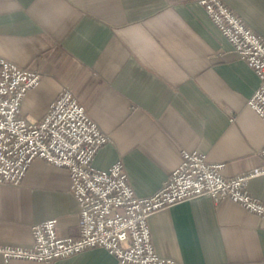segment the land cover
I'll use <instances>...</instances> for the list:
<instances>
[{"label":"crops","instance_id":"obj_1","mask_svg":"<svg viewBox=\"0 0 264 264\" xmlns=\"http://www.w3.org/2000/svg\"><path fill=\"white\" fill-rule=\"evenodd\" d=\"M264 37V0H223ZM0 56L39 70L22 116L38 121L64 88L111 138L94 160H122L139 197H151L197 151L231 178L263 165L264 121L248 106L260 85L198 0H0ZM264 202V175L249 183ZM58 220L79 235L70 174L37 158L18 186L0 185V246L31 247L34 225ZM160 257L174 264H264V220L238 203L198 197L149 218ZM0 264H5L0 255ZM120 264L94 248L51 263Z\"/></svg>","mask_w":264,"mask_h":264},{"label":"built area","instance_id":"obj_2","mask_svg":"<svg viewBox=\"0 0 264 264\" xmlns=\"http://www.w3.org/2000/svg\"><path fill=\"white\" fill-rule=\"evenodd\" d=\"M239 56L259 77L248 106L264 121V37L256 34L223 0H198ZM42 79L39 70L24 69L0 56V185H20L37 158L70 174L71 192L79 207L78 237H62L58 220L32 228L31 247L0 246L5 264L13 261L51 263L94 248L106 250L120 264H174L154 247L150 216L177 203L209 197L230 199L264 220V202L249 191L263 165L227 178L223 165L211 164L197 151H183L182 163L151 197H139L129 183L122 160L107 170L93 165L99 150L111 142L85 107L64 88L41 120L22 116L21 104Z\"/></svg>","mask_w":264,"mask_h":264}]
</instances>
